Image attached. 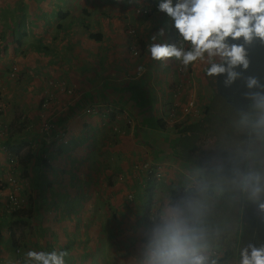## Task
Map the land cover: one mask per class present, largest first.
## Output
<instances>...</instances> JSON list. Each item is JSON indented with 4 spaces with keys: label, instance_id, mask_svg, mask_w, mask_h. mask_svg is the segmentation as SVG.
Masks as SVG:
<instances>
[{
    "label": "crops",
    "instance_id": "0c3cea01",
    "mask_svg": "<svg viewBox=\"0 0 264 264\" xmlns=\"http://www.w3.org/2000/svg\"><path fill=\"white\" fill-rule=\"evenodd\" d=\"M9 1L10 3L8 5L0 2L2 5V7H0V35H6L8 27L15 23L13 22L14 17L18 23L21 22L22 18L32 21L33 24L31 30L34 34L31 36L29 33L30 35L28 37H23L22 40H27L21 47L15 46V44L11 43L9 40L7 42L6 40L0 39V97L2 96L4 98L6 105L4 110L5 114L0 115V125L7 126V129L10 127H18L19 124L23 122L25 117V122L29 121L24 128L27 131L26 137H28L27 133L31 131V128L36 131L35 123L40 119L38 115L40 112L37 113L39 103L38 98L40 97V93L38 88L39 83L36 84L35 81H38L39 78L34 77L32 73L38 74L39 70L34 67L47 61V56H50L49 62L51 64V67L48 66L51 70L49 74H58L59 77L62 76L65 80L63 82L66 83L65 86L68 87V95H66L68 98H73L71 102H64L65 111L61 116L53 118L54 120L56 118L58 119L52 123V130L50 136L47 138L48 140L45 139L42 143H40V146L44 148L48 147L42 155L48 158L51 162L54 161V165H57L59 169L65 170V173L60 176L61 180L58 183V185L61 186L59 188H46L44 183L49 180L53 181V179L47 177L46 174L42 175L40 173L42 170L36 169L37 160L30 158V161L33 164L32 167L30 162V169L28 170L30 183L26 181V187H29L22 191L23 193L27 192L26 200H28L30 196H36L38 193L39 195H43L48 198L49 201L46 205L52 209L55 208L54 205L58 201L64 200L60 198H62V194L69 193L66 192L69 188L70 191H75V183L74 188L68 186H70L69 183L74 178V175L79 173L77 158L81 156V159L79 160H84L85 162L89 156L88 152H83V150H78L77 155L80 156H74L73 159L71 156H68V151L73 152L77 145L74 150L72 148H68L67 151L63 145L69 141V144H74V140L72 139L73 136L78 138L80 141L78 143L79 147L82 145V139L80 137L85 138L84 140L87 138L91 139L83 144H88L91 149L94 146L93 143L97 145L96 148L99 150L98 157L100 159H97V162L93 165V170L98 166H102V160H106L108 151H119L120 148H126V146H131L130 148L133 151H130L126 157L130 164L129 169L132 168L133 170V166L135 165V167L141 170L142 176L140 177L142 179L144 178V180H148L149 178L147 177V171L143 169L144 165H149L151 170H153V165H156L159 168H161V166H165L166 169H171L169 175H163L161 171L164 179L162 178L163 180L156 181L152 185V195L155 205L170 197L169 185L171 184H169V181L173 180L174 176L177 178L182 174V176L191 178L193 175H190L188 173L189 171L193 174L200 173L197 169L192 168L194 166L191 165V163L179 160L176 156L174 144L179 136L175 133L173 125L177 120H171V110H167L164 107H170L171 96L164 93V88H162V85L166 86V84H170L172 87L174 84L172 81L176 82L179 79L182 83H184V85L186 84L185 88L187 84L191 85L192 83H188V79L182 81V75L174 72L172 66L178 62L175 60H168L163 63L153 61L150 59L149 53L147 52V47L151 43L150 37L161 27L165 28V36L163 37L164 40L158 42H169L171 22L163 13L156 11L155 5H157L159 0H138L134 6H129L130 9L126 6L127 2L125 0V6L123 9L125 10V8H128L127 10L132 13V25L136 23L138 27L143 28L141 31L142 36L135 44V47L139 50V55H141L142 58H138L131 53L132 49L130 47V43L132 41L130 40L128 42L129 36H126V33L123 32L126 22L122 20L119 15V12L123 11L121 7V3L123 2L117 3V0H104L103 3L108 2V6L106 8L110 9V11H107L108 14L98 21H89L86 16L80 15L76 12H71L70 10L69 12L62 11L61 9L57 10L55 5L51 4H57L58 0ZM85 1L87 3H93V1L96 2L97 0ZM16 2H20L19 7L22 6L23 9H18L14 6ZM132 6L133 9H131ZM6 7H11V9L3 12L2 8ZM147 7H149V9ZM137 9H139V11H137ZM144 9L148 10V12L144 13ZM52 13L54 14L52 15ZM59 14L64 16V18L60 19L61 17L58 16ZM122 14H124V12H122ZM46 17H48V20ZM141 17L144 21L140 20ZM70 18L74 20L70 21ZM56 19L62 20L60 23H64V26L68 28H66V30H68L69 33V42L66 43H68V47H70L63 52L66 54L63 57L62 64L60 62L57 63L56 60L54 63L53 55L45 56L43 51L42 53H39V51H32L37 47V41H39L40 38L44 40V35L48 30L56 32V34L59 35V31H53L54 28L52 29L51 26V23L53 25V23L56 22ZM64 26L61 32L64 31ZM22 27H24L27 32L28 26L23 24ZM97 27L103 29V31H98ZM93 29L98 31L103 37L104 35L108 37V40L111 39V41H109V48L112 51L111 55L113 57L111 60L112 68L110 67V72L106 74L99 73V59H92L89 58L88 55H85L84 61L80 60V51L82 48L81 43L86 41L85 37L89 36L87 34L94 32ZM120 32L123 33L120 34ZM30 36L32 39H29ZM83 36L85 37L83 38ZM104 40L105 38H101L100 44ZM90 42L89 44L92 43ZM66 46L67 45H64L63 47L66 49ZM86 48L90 49L89 46ZM65 58L68 59L66 60ZM199 65L201 66V63H199ZM140 67H143L144 69L142 73L139 71ZM32 69H34V72H29V70ZM92 71H94L93 75ZM72 73H74L73 76ZM33 77L36 79L30 80ZM40 82H42V80H40ZM32 84H34V87ZM71 91H75L76 93L69 95ZM201 91L205 94L204 89ZM61 92H63L62 95L66 93L65 90L60 91V93ZM156 92H159V94ZM62 101L63 100L61 99V102ZM87 109H95L96 111L94 110L91 113V116L85 118V116H87ZM116 120H120V125L124 127V136H121L120 141H112V137H109L108 135L107 138L103 137L100 132L105 131L109 126L111 127L115 125ZM159 120L160 123H158ZM178 121L186 123L188 121H194V119L189 116H185ZM88 130L93 132L95 131V136L92 137L93 132L88 136ZM18 131V133L13 134L11 139V144L15 147L21 144L20 140L23 130L18 129ZM4 139V135L0 136V176L7 185L10 183V179L12 178L13 181H19V185L24 186L23 180L16 179V177H14V173L16 172L10 170V165L7 163L8 155L4 150V145H2ZM52 145L56 147H53ZM132 147H138V149L133 150ZM59 149L61 150L60 157L58 156ZM104 153H106V155H104ZM180 164L183 166L182 168H179ZM3 167L5 169H2ZM174 169H176V172ZM36 170L37 174L35 176L34 171ZM67 171L69 173H66ZM72 172L75 173L72 174ZM99 172L100 168L94 173V181L92 180L90 185L94 189L93 194L95 193L96 196L102 197L104 191H107V193H111L112 196L115 194V199L119 196H126L124 192L119 191L116 193V191H112L109 189L108 185L104 186V188L101 185H98L97 177L99 176ZM128 175H130V173ZM138 176L139 175H136V177L128 179V186H131L128 192L131 190L135 191L132 186L134 183H137V181L139 182L140 177L137 178ZM191 184L192 183H190V185ZM112 185L113 183L109 186ZM187 186H189L188 183ZM4 188H6V186L0 187V264L18 263L16 261V256H14V249L19 243L23 246L24 255L30 249H34L35 251H47L48 244L52 249L51 251L57 249L58 243L64 238L61 234L58 235V232H56L55 234L49 233L44 235L41 232V227L39 225V231L34 233L33 231L28 230V227L22 226L21 223L16 224V218L8 216L9 214L7 213V208L10 202L8 199L9 190ZM12 188L13 187H11V189ZM139 190L140 189H138V193ZM16 191H19V189ZM50 193H54L53 200L48 197ZM179 195H182V193ZM112 198L113 197L110 199ZM128 199L131 203L129 208L125 211L127 213L129 209V213L127 214L129 216H126L123 220L120 218V220H116L115 223L120 226L117 232L118 234L106 240L100 236V232H97L96 237L91 239L92 242L97 243L98 245L99 257L96 264H132L130 257L136 253L137 244L140 240V234L144 226L147 224V221L141 219V216L138 214L140 210L135 213V208H137L136 205L141 202L138 200L139 197L137 200L135 199V201L132 196L128 197ZM75 205L77 204H74V206ZM83 208L88 210L85 215L91 216L92 210L87 207ZM69 209H71V207L68 206L67 203V205L63 207V211L58 212L59 216L63 215L65 218V220L62 221L64 224H62L61 227L63 229L62 232H66V234L72 233L67 232L68 229L70 230V227L68 228L70 222L67 221L66 217L69 216L71 218L73 217L72 215H75L74 213H71ZM99 211L102 212L103 208H100ZM39 215L40 211L35 212L34 218L28 219L27 224L32 223L34 220H38L35 218ZM132 216L134 218H132ZM79 218L80 216L77 218L74 216L70 221H72L73 224L74 221L76 222ZM93 220H95V218ZM93 220H90L91 224ZM98 223L99 222H96V224ZM65 228L67 230H65ZM76 231L78 230H75L74 232ZM63 236L66 235L63 233ZM73 236L77 237L78 234H74ZM79 236V241L81 242L82 235ZM108 240V244H110V246L108 247L107 254H105L104 242ZM94 245L95 244H91V246ZM224 247L226 248V246ZM79 253H81V251ZM78 255L81 256L80 254Z\"/></svg>",
    "mask_w": 264,
    "mask_h": 264
},
{
    "label": "clouds",
    "instance_id": "9594fccd",
    "mask_svg": "<svg viewBox=\"0 0 264 264\" xmlns=\"http://www.w3.org/2000/svg\"><path fill=\"white\" fill-rule=\"evenodd\" d=\"M120 2L125 0H117V3ZM126 2L134 5L138 0ZM156 11L163 13L171 22L170 33L175 35L176 40L174 43L158 42L164 40L165 36V28L161 27L150 37L151 43L147 52L151 60L161 63L175 60L178 63L175 64L174 72L177 71L180 75H183L185 70L189 71V66L201 63L204 65V75L214 81V86L220 77H223L225 88H229L237 79L244 80L246 91L242 92L241 96L249 103L240 110L238 124L248 136L249 147L254 150L242 152L241 157L230 169V178L235 185L234 198L255 205L257 213L264 219V167L259 166L261 156L264 155V80L259 76H243L251 65L250 50L253 46L264 48V0H175V3L173 0H159ZM21 22L28 26L29 33L32 29V25L28 24L29 19L22 18ZM48 66L51 67V64L47 60L34 67L39 70L38 74L32 73L34 77L39 78V96L42 97L37 108V113L40 112V119L37 121L40 122V133L51 132L52 123L58 119L53 118L61 116L65 111V106L54 103L55 100L61 101V98L54 94L58 89L67 93V89H55L54 83L57 81L53 80L49 81L50 86L46 85V80L51 78ZM139 71L142 73L143 67H140ZM34 77L31 80H34ZM179 81L180 79L174 82L172 87H181L178 85ZM32 86L34 87V84ZM170 96L174 101L170 115L171 120H177L175 124L186 125L201 120L205 106L209 105L202 103V99L181 100L176 93ZM0 99L4 101L2 96ZM164 107L169 110V107ZM5 108L6 105L4 110ZM4 110H0V115L5 114ZM94 110L87 109L86 114ZM185 116L194 121H178ZM25 120L24 117L23 122ZM25 123L28 124L29 121ZM47 124H50V127L45 130ZM6 129L7 126L0 125V136ZM22 138L27 141H22ZM22 142L31 144V149L35 146L33 141L26 138L24 131L20 140V143ZM3 145L6 150L5 143ZM27 147L26 145L20 151L23 152ZM58 156L60 157L59 153ZM250 157H255L257 166L242 167V164L247 165ZM154 168L153 165L152 169ZM143 169H149L148 172L153 174L149 165L147 169ZM223 173L224 166L220 164L209 173L210 177H216L215 180L202 177L194 186L185 189L182 195H177L174 199L169 197L150 209L136 253L130 257L132 264H218L219 257L212 249L218 254L221 250L210 244V229L205 223L204 205L200 197L209 190L210 185L215 191L223 189L222 181L226 179ZM18 174L17 171L14 175ZM160 176L164 177L162 174ZM76 222L74 227H78ZM15 249L14 256L18 262L16 264H65L64 258L67 255L64 251L43 250H29L24 255L23 248H19L20 253L16 255ZM236 264H264V237L259 235V242L252 239L242 244L238 248Z\"/></svg>",
    "mask_w": 264,
    "mask_h": 264
},
{
    "label": "rangeland",
    "instance_id": "374dc122",
    "mask_svg": "<svg viewBox=\"0 0 264 264\" xmlns=\"http://www.w3.org/2000/svg\"><path fill=\"white\" fill-rule=\"evenodd\" d=\"M57 4L52 3L51 5H55L57 10H62V11H67L69 12V10L71 12H76L80 15L86 16L87 19L89 21H94V20H99L102 17H104L105 15H107V11H110V9H106L108 6V2L103 3L104 0H97L96 2L93 1V3H87L85 0H58ZM125 6V2L121 3V7L122 9ZM127 7H129L130 5L127 4ZM134 6V5H133ZM133 6L131 9H133ZM0 7H2V5L0 4ZM149 9V7H147ZM156 8V5H155ZM23 9V8H22ZM128 8H125V10L123 9L122 12H124V14H122V12H119L120 17L122 18V20H124L126 22L125 24V29L123 30L124 33H126V36H129V40L128 42L131 40L132 42L130 43V47L132 49V54L138 58H142L141 55H139V51L137 54H134V51L137 49L135 47V44L137 43V41L140 39V37L142 36V29L137 26L136 23H134V25H132V21H133V15L131 12H129V10H127ZM130 9V7H129ZM52 12V11H51ZM54 13H52L53 15ZM74 20V19H73ZM72 18H70V21H73ZM141 21H144L143 18L141 17L140 19ZM60 21L62 20H57L56 22L51 23L52 29L54 28L53 31H59V35L56 34V32H51L50 30L47 31V33H45L44 35V40H42L41 38L39 39L40 41V47H39V41H37V47L34 48L36 50H32V51H39V53L45 52L46 55H53V61L55 63V60L57 61V63H62L63 62V57L65 56L66 53H63L64 51L67 50L68 47V43L69 42V38H68V30H66L67 27L64 26V23L62 24V22L60 23ZM47 22V21H46ZM61 25L64 26V31L61 32ZM49 25V24H48ZM61 27V28H60ZM98 28V31H103V29ZM68 29V28H67ZM81 29V28H79ZM95 29V28H94ZM93 29V30H94ZM98 31L92 32V33H99ZM133 31V32H132ZM123 32H120L123 33ZM91 34H87L89 35L88 37L83 36V38L85 37V42L81 43V51H80V60L84 61V56L88 55L89 58L92 59H99L100 60V65H99V73L103 74V73H108L110 72L111 67V60H112V51L109 48V41L108 37H106L104 35V37L102 36V39L105 38L104 41H102V43L100 44V41H96L94 40V36H92ZM130 33H134V35L130 34ZM29 39H32V37L30 36ZM73 41V39H72ZM92 43H91V42ZM89 42L91 44H89ZM108 43V45H107ZM64 45L66 46V49L63 47ZM83 45V46H82ZM87 46L90 47V49L86 48ZM126 46V44H125ZM64 48V49H63ZM128 48V46H127ZM63 49V50H62ZM137 51V50H136ZM41 55V54H39ZM139 55V56H138ZM48 61L50 60V56H47ZM66 60L68 58H65ZM66 63V62H65ZM111 67V68H110ZM204 65L201 64V66L199 64H193L191 66H189V71L185 70V73H189V78H188V83H192L187 84L186 88L184 83L181 82V80L178 82V85H180L181 87L179 88H173L170 86V84H166L162 85V88H164V93H167L168 95H171L173 93H176L178 99H191V98H196L198 99H202V103L207 102V103H211L214 104V107L212 109V112L214 114H218V116H221V119L218 118L217 116L214 115V118L216 119L214 122L215 125H217V130H220V132L218 133V147L220 148L221 151V159H220V163L223 164V166H232L233 163L235 161H237L241 155L242 152L244 150H248V151H253L254 149L250 148L248 145V136L246 135V132L244 130L241 129V127L238 124V120L240 118V111H234L232 108H225V101L215 95L214 91H213V87L208 83L207 81V77L204 75ZM34 72L33 70H29V72ZM73 72V71H72ZM177 74V71L175 72ZM184 73V74H185ZM94 74V71H92V75ZM183 74V75H184ZM74 75V73H72V76ZM182 75V76H183ZM51 78H48L46 80V85H51V83L49 82L50 80L53 81H57L56 82V86L55 89L60 88V87H64L66 89H68V87H66V83H63V81H65L62 76L59 77L58 74H54V75H50ZM37 77V76H35ZM36 78H34L35 80ZM198 79V80H197ZM31 80V79H30ZM197 80V81H196ZM173 83L175 81H172ZM193 86V87H192ZM202 89L205 90V94L201 91ZM60 89H58L57 92H55L54 95L58 96L63 100V104L61 101L55 100L54 102L57 103L59 106H65L64 102L66 103V101L71 102L73 100V98H68L67 97V93H65L64 95H62L63 92L60 93ZM75 91H71L69 93L70 94H75ZM157 94H159V92H156ZM67 94V95H66ZM203 95V96H201ZM207 96V98H206ZM91 113H88L87 116H85V118L91 116ZM213 123V126H214ZM39 126H40V122H37L35 124V129H37L38 131L34 132L36 134L35 139V144L36 146H34L32 148V150L35 152L37 150L40 149V153L43 154V152H45L48 147H42L40 146V143H42V141H44L45 139H47L51 132L49 133H44L45 131H42L43 133L39 132ZM106 126V125H104ZM41 127V126H40ZM16 129V127H14ZM33 132V131H32ZM18 133V132H17ZM241 133V134H239ZM29 137V135H28ZM33 137V136H32ZM67 137V136H66ZM65 137V138H66ZM4 140L2 142V145L8 141L6 136H4ZM82 139L81 144L83 145L86 141L84 140L85 138L80 137ZM72 139L74 140V144L77 145L76 149L73 152H70V154L68 156H71V158L73 159L74 156H80L77 155L78 150H83V152H88V158L85 160H79L81 159L80 157L77 158V163L79 164V173H76L74 175V178L72 179V181L69 183L71 188H74V183H77L75 189L77 191H79L80 193H82L83 197L81 196L79 198V203L77 204L76 202H74L72 205H75V207H77V209H80L79 211L74 212V216L75 218L78 217V214L80 213V218L79 220H77L76 224L78 227L75 228H79L78 231H80V229L86 225V226H91V227H99V232H100V236L103 237V239H109L110 237H113L114 235H117L118 233V229L120 228L119 225H116V220H123L129 213V209L128 212L126 213V209L129 208V205L131 203V201L128 199V190L129 188H131V186H128V179L130 178H134L136 177V175L142 176L141 174V170L138 169L137 167H135V165L133 166V170L132 168L129 169V162L123 163L124 165V175L121 176V178L118 177L117 180L113 181L111 178H109L108 172H107V162L106 160H102V166H98L96 167V169H92L94 168L93 165L97 162V159H100L98 157V149L96 148L97 145H95V143H93V149L90 148V146L88 144L86 145H81L79 147V140L78 138H75L74 136L72 137ZM48 140V139H47ZM22 141H27L25 138H22ZM32 141V140H31ZM112 141H116V138L114 140V137H112ZM49 142V141H48ZM70 142V141H69ZM69 142L65 143L63 146L64 148H70L74 146L73 143ZM19 143V142H18ZM23 143H27V142H23ZM61 143V142H60ZM205 143L204 140H202V142H200L201 146ZM53 147H56L54 145H52ZM200 146V145H199ZM131 146H126V148H120L119 152L121 154L120 160H122L123 162H125V158L127 157L128 153L133 152L130 148ZM52 148V147H51ZM202 148V147H201ZM45 149V150H44ZM133 150L138 149V147H132ZM103 151H107V150H103ZM104 155H106V153H104ZM115 158V157H114ZM107 159V158H106ZM113 159V158H112ZM68 163V162H66ZM188 163V162H187ZM190 163V162H189ZM194 169H197L198 171H200V173H196L193 174L192 172H188L190 175H193L191 178H187L185 176H178L176 178V176L173 177V180H170L169 184V190H171L172 188H176L178 191H180L182 194L184 193L185 189L190 188V186H194L195 183L199 180H201V178H205L203 172V169L201 166H198L197 164H192ZM243 165V164H242ZM92 166V167H91ZM116 166V165H115ZM115 173H120L121 170L117 167H115ZM247 166L248 167H256L257 166V161L255 159V157H250L247 161ZM259 166L264 167V155L261 156L260 162H259ZM132 167V166H131ZM154 171L153 174H150L147 171V177L153 178L151 181V186L154 183V177L156 179V181H160L163 180L164 177H161V171L163 175H169L171 169H166L165 166H161V168L157 167L156 165H154ZM183 166L180 164L179 168H182ZM246 167V165H245ZM100 168V172H99V176L97 177V183L98 185H101L103 188L104 186L108 185L109 189H111L112 191H116L119 192H124V194H126V196L121 197L119 196L118 198L115 199V194L112 196L111 193H107V191H104V194L102 195V197H98L96 196V194H93V187L90 186L92 180L94 179V173L98 171V169ZM141 168V167H140ZM191 168V169H192ZM92 169V170H91ZM224 169H226L224 167ZM174 171L176 172V169H174ZM158 172V174L156 173ZM35 176L37 174V171H34ZM39 173V172H38ZM42 175H45L51 179H53V183L55 180V183L53 184V187H57L59 188L61 185H58L60 179V176H62L63 174L60 173L59 168L57 167V165L53 166L52 170H42L40 172ZM66 173H69L68 171ZM75 172H72V174ZM130 173V175H128ZM227 173V171L224 172ZM77 175H82L83 179L82 180H77L76 177ZM56 177V178H55ZM66 177V176H65ZM68 178V177H67ZM163 178V179H162ZM209 179V178H208ZM227 179V178H226ZM225 180L224 184L225 187L228 188L230 185V181L232 180ZM10 180H13L12 178ZM94 181V180H93ZM155 181V182H156ZM111 183H113L112 186H109ZM147 183V180L143 179V185L141 186L140 183L137 181V183H134V185L132 186L134 188V192L136 195L133 196V199L135 197V199L137 200L138 198V189L143 188V186H145ZM187 183L189 184V186H187ZM190 183H192L190 185ZM5 184V185H3ZM127 187V188H124ZM6 186V188L4 189H8L9 190V194H8V199H9V195H20L22 197L27 198V192L23 193L22 191H24L25 189H27L28 187H26V184H24V186L19 185V181L15 182V181H10V183L7 185L6 183L2 182L0 183V187ZM11 187H13L11 189ZM17 189H19V191H16ZM66 192H70V188L66 191ZM130 192L133 193V191L131 190ZM72 195H74V193H72ZM128 196V197H127ZM131 196V195H130ZM48 197L50 199H54V193H50L48 195ZM109 197H113L112 199H109ZM119 199V200H118ZM200 199L202 200V203L204 205V212H205V216L208 217L210 212H218L216 214H223L225 215V217L228 220V225L231 224L233 222V216H231L229 213L225 214V210L221 208H217L215 206V203H219V200H215L214 198L211 197H207L204 194L200 197ZM67 205V202L64 201H58L57 204L55 205V208H62L65 207ZM83 207H87L90 209H95V213L91 212V216H86L85 214L88 212V210H85ZM100 208H103V211H99ZM102 210V209H101ZM91 211V210H90ZM207 211H209L207 213ZM99 212L101 213V216L99 215ZM126 213V214H124ZM149 215L146 214V216ZM95 218V220L97 222H99L98 224H95V220H93ZM132 218H134L132 216ZM67 221L70 222V224H72V222L70 221V217L67 216L66 217ZM90 220H93L92 224L90 222ZM67 223V222H66ZM123 224V223H122ZM227 224V223H226ZM74 225H75V221H74ZM93 230L90 229V233H92ZM263 232H264V227H263ZM94 234V233H92ZM81 235H85V233L81 234ZM64 237L59 243H58V248H57V252L64 251L67 253V255L65 256V263L66 264H71L72 262V258L74 255L76 254H80L81 255V260L83 264H86L89 260L87 259H91V256L89 255V253L93 256L92 261L94 262V264H96L98 262V257H99V250H98V245L97 243H94V246H90V244H87L88 246V250H85L86 244L83 242H80V236L78 235L76 238L73 239V236H62ZM91 236L88 235V238H90ZM109 240L104 242V253L107 254L108 251V247L110 246V244H108ZM212 247L218 249L219 247V243H212L211 244ZM30 250H34V249H30ZM49 250V249H48ZM47 250V251H48ZM81 251V253H79ZM48 252H51V250H49ZM27 253V252H26ZM80 257V256H79Z\"/></svg>",
    "mask_w": 264,
    "mask_h": 264
},
{
    "label": "trees",
    "instance_id": "16d2710c",
    "mask_svg": "<svg viewBox=\"0 0 264 264\" xmlns=\"http://www.w3.org/2000/svg\"><path fill=\"white\" fill-rule=\"evenodd\" d=\"M175 1V0H174ZM173 1V3H174ZM1 3H4L6 5H8L10 3L9 0H0ZM20 2L19 3H15L14 6H16L18 9L23 8L22 6H20ZM3 12L6 10L11 9V7H6V8H2ZM60 14H62L61 12H59ZM58 15L62 18H64V16ZM46 19L48 20V17H46ZM13 25H10L8 27V31L6 32L5 36L0 35V39L6 40L8 42V40L11 43H14L15 46H23L25 41L27 39L22 40V38H26L28 37L30 34L31 36H33V32L32 30L26 32V29L24 27H22L23 22H17L15 17L13 19ZM29 25H32V21L29 20L28 22ZM61 30L63 29V25L60 24ZM94 36V40L96 41H100L102 38V35L99 33H95L92 34L93 37ZM38 38V37H37ZM176 40L175 35L171 34L169 35V43H174ZM174 41V42H173ZM36 50V49H34ZM45 52H43L44 54ZM46 56V54H44ZM62 64V63H61ZM175 64V63H174ZM175 65L172 66V69L175 70ZM189 78V73H185L182 76V81L186 80ZM207 81L208 83L213 87V91L215 93V95L220 96L217 91L215 90V86H214V81L207 77ZM36 84H38V81H35ZM41 94V93H40ZM221 97V96H220ZM40 100H42V97L40 96L38 98V102H40ZM170 108L173 106L174 101H172V99L170 100ZM214 107V104H209L207 106H205L204 109V115L203 118L199 121H195L192 123H188L186 125H181V124H174L173 128L176 134H178L179 138L177 139V141L174 144V148L176 149V156L179 160L182 161H187L190 162L192 164H197L198 166H201L203 169V174L205 178H209L211 180H215L216 177L215 176H209V173L213 172L214 169H216V167L218 165H220L221 161V151L220 148L218 147V133L220 132V130H217V125H215L214 122H216L215 118H214V114L212 112V109ZM232 108L234 111L235 110L231 105H229L228 103H226L225 108ZM217 119L220 118L221 116H218V114L216 115ZM115 118V116H114ZM113 122V121H112ZM158 123H160V120L158 121ZM214 123V126H213ZM18 125V124H16ZM27 123H20L18 127L15 128H8L5 131H3V135L6 136L8 142L5 143V148H6V154L8 155V159H7V163L10 165V170H12L13 172L17 171L19 172L18 175H15L18 179H22L23 183H26V181H28L30 183V177H29V172L28 170L30 169V158L36 159V169L38 170H52L53 166L55 164L54 161H50L48 158L44 157L42 155V153H40V149L37 151H33L31 149V144L28 143H21V145L15 147L13 146V144H11V139L14 133L19 132V130H23L24 132H27L24 128L26 127ZM160 126L162 127V125L160 124ZM114 128V129H113ZM28 130V129H27ZM29 131V130H28ZM33 131V132H32ZM36 131H38L36 129ZM33 129H31L30 132H28L27 134L29 135V137H26L28 140H32L33 143L35 144V141L33 139H35L34 136H36V134L34 132ZM40 132V131H39ZM93 131H87L88 136L92 133ZM125 133L124 131V127L122 125H120V120H116V124L113 126H109L108 129H106L105 131L100 132V134L103 137L107 138V135L109 137H114L116 138V141H120L121 136H124L123 134ZM241 134V133H239ZM33 136V137H32ZM95 136V131L93 132L92 137ZM87 137V135H86ZM88 140L90 141L91 139L87 138L85 141L88 142ZM202 140L205 141V143L201 146L200 142H202ZM80 142V141H79ZM28 146L27 148H25V150L20 153V150L25 147L26 145ZM200 145V146H199ZM36 146V145H35ZM75 144L73 147L70 146V148L75 149ZM202 147V148H201ZM61 148V147H60ZM67 147H66V151H67ZM71 149V150H72ZM93 149V148H92ZM71 151H68V153L70 154ZM14 153V154H13ZM61 153V150L59 149V154ZM120 152L119 151H111L107 153V159L106 162L108 164L107 166V172L109 175V178H111L113 181L117 180L118 177L121 178V176L124 175V165L123 163L129 162L128 159L126 158L125 162H123L122 160H120ZM115 157V158H114ZM113 158V159H112ZM116 165V166H115ZM31 166L33 167V164L31 162ZM115 167L118 168V170L120 169L121 172L120 173H115ZM226 169H224V172L227 171V173H223V175L230 181L231 180V167L232 166H224ZM242 167H245V165H242ZM248 166L246 165L245 168H247ZM2 169H5L4 167ZM37 171V170H36ZM60 173L64 174L65 170L64 169H59ZM15 174V173H14ZM140 176H138L137 178H139ZM82 176H78L76 177L77 180H82L81 179ZM141 179V180H140ZM139 179V183L140 185H143V179L140 177ZM226 179V180H227ZM151 181L152 179L147 180V183L145 186H143V188L141 189V191L139 190L138 193V197L141 202H139L137 206V208H135V213L137 211H139V215L141 216V219L147 221V216L146 214H148V212L150 211V209H153L155 202L153 200V195H152V186H151ZM156 179H154V183H155ZM4 182L3 178L0 177V183ZM225 180L222 181L223 183V189L221 191H215L213 190L212 185L209 186V190L204 194L207 197H211L214 198L216 201L219 200V203H215L216 209L217 208H221L223 210H225V214L229 213L231 216H233V222L231 224L228 225V220L225 217L224 213L222 214H216L218 212H210L208 217L204 216L205 219V223L207 224V226L210 229V244L212 243H219V254L217 255V257H219V261L218 264H236V259H238V248L240 246H242V244L249 242L252 239H256L257 242H259V235L264 237V232H263V227H264V219L261 218V215L257 213L255 205H253L252 203L243 200V199H236L234 198V191H235V185L233 184L232 181H230V185L228 188L225 187L224 184ZM34 183V182H33ZM153 183V184H154ZM53 181L49 180L46 183H44V185L46 186V188L50 189V188H54L53 187ZM43 185V187H44ZM77 185V183H75V186ZM37 186V185H36ZM72 193H74V195H72ZM128 196L130 197V195L133 197L135 195V192H127ZM181 192L178 191L176 188H172L169 191L170 197L171 198H175L177 195H179ZM11 196V195H10ZM83 197L82 193H80L79 191H77L75 189V191H70L69 193H64L62 194V198L60 199H64L65 201H67L68 206L71 207L70 212L74 213L76 211H79L80 209H77V207H75L74 205H72L74 202H76L77 204L79 203V198ZM111 197H109L110 199ZM63 200V201H64ZM48 198L46 196L43 195H39L38 193L36 194V196L32 197L30 196L28 198V200H24V202L22 203V205L18 206V207H13L10 208V203L8 204V208H7V213L9 214L8 216H11L12 218H16V224H20L22 226H26L28 227V230L35 232H38V225L41 227V232L46 235V234H52V233H56L58 232V235H62L63 233L66 236H73L74 234H78L81 235L83 233H85V235L81 236V242L85 243L86 242L88 244L93 245L94 242H92V238L96 237L97 232H99V227H91V226H86L84 225L80 231H75V227H74V223L70 224L68 226V228L70 227V230L68 229L67 232H72L71 234H66V232H62L63 229L61 227L62 221L65 220V218L63 217V215H58L59 211H63V207L62 208H52L50 209L46 204L48 203ZM134 201H135V197H134ZM61 202V201H60ZM57 204V203H56ZM55 204V205H56ZM135 204V203H134ZM54 205V206H55ZM91 212L95 213V209H91ZM40 211V215L38 217H36L35 219L38 220H34L32 221V223H28L27 221L28 219H32L35 216V212ZM209 211H207L208 213ZM134 214V213H133ZM101 216V213L99 214ZM74 217V215H72ZM78 216H80V213L78 214ZM73 217L70 218V220L73 219ZM72 222V221H71ZM96 220H95V224H96ZM227 223V224H226ZM67 228V227H66ZM65 228V230H67ZM90 229L93 230L92 233H90ZM259 234V235H258ZM88 235H90L91 237L88 238ZM76 238L75 236H73V239ZM216 241V242H214ZM16 244V243H15ZM14 244V245H15ZM226 246V248L224 246ZM87 246V244H86ZM224 247V248H223ZM15 248H23V246L19 243L15 246ZM47 249L52 250L50 248V245H47ZM88 246L85 247V250H88ZM48 250V251H49ZM57 249L53 250L56 251ZM61 251V250H60ZM89 255L91 256V259H87L89 260L86 264H94V262L92 261L93 256L89 253ZM81 256L79 257L78 254L74 255L72 258V262L71 264H83L82 260H81ZM23 264H25V262H23Z\"/></svg>",
    "mask_w": 264,
    "mask_h": 264
},
{
    "label": "water",
    "instance_id": "95a60500",
    "mask_svg": "<svg viewBox=\"0 0 264 264\" xmlns=\"http://www.w3.org/2000/svg\"><path fill=\"white\" fill-rule=\"evenodd\" d=\"M250 60L251 65L247 72L243 73V76H259L264 80V48L253 46L250 50ZM237 71H240V69H237ZM215 88L226 103L229 102L228 104L237 111L244 109L249 103L243 100L241 96V93L246 91L243 79H237L229 88H225L223 86V77H220L217 83L215 82Z\"/></svg>",
    "mask_w": 264,
    "mask_h": 264
},
{
    "label": "built area",
    "instance_id": "2783aa9c",
    "mask_svg": "<svg viewBox=\"0 0 264 264\" xmlns=\"http://www.w3.org/2000/svg\"><path fill=\"white\" fill-rule=\"evenodd\" d=\"M137 11H139V9H137ZM143 12L147 13L148 10L144 9ZM130 34L134 35V33H130ZM137 53H138V51L135 50L134 54H137ZM55 84L56 83H54V85ZM4 106H5L4 101L2 99H0V110H4ZM88 112H89V110H88ZM49 127H50V124H47V125H45L44 129L47 130ZM144 167H146V169H147V165H144ZM148 171H149V169H148ZM10 181H13V180H10ZM9 200H10V208H13V207H18V206L22 205V203L24 202L25 198L20 196V195H17V196H15V195L12 196L11 195L9 197ZM212 251L214 252L215 255H218V252L216 250L212 249ZM18 253H20V249L19 248L15 249V254L17 255Z\"/></svg>",
    "mask_w": 264,
    "mask_h": 264
}]
</instances>
